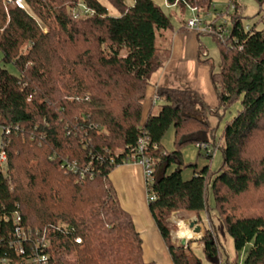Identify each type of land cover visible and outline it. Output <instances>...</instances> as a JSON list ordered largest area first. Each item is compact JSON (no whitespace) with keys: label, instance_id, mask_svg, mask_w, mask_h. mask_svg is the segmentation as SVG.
Instances as JSON below:
<instances>
[{"label":"trees","instance_id":"obj_1","mask_svg":"<svg viewBox=\"0 0 264 264\" xmlns=\"http://www.w3.org/2000/svg\"><path fill=\"white\" fill-rule=\"evenodd\" d=\"M24 2L22 9L0 0V155H7L0 168V258L27 264L40 253L47 264H156L145 260L142 237L110 179L146 138L144 154L155 162L149 208L173 264H202L190 245L173 243V211L204 224L203 252L214 263L222 233L242 257L236 264H264L263 3L247 28L243 6L233 0L231 24L220 23L228 29L224 39L214 24L212 33L197 32L201 52L202 35L220 51V71L199 55L211 64L216 110L194 91L160 88V112L145 118L151 77L170 58L159 40L175 32L154 0H108L117 14L101 0ZM166 2L201 14L211 11L212 0ZM236 105L218 144L215 133ZM171 127L173 151L163 143ZM202 142L211 153L199 154L213 159L219 147L223 164L184 179L182 148Z\"/></svg>","mask_w":264,"mask_h":264},{"label":"crops","instance_id":"obj_2","mask_svg":"<svg viewBox=\"0 0 264 264\" xmlns=\"http://www.w3.org/2000/svg\"><path fill=\"white\" fill-rule=\"evenodd\" d=\"M164 1L166 2V0ZM178 6L183 11L192 8L190 6L182 7L178 4L171 8ZM206 15L214 20L213 16L220 14L208 11ZM186 23L184 21L179 28L175 27L170 58L167 64L151 77L146 98L143 101L145 118L150 113L157 115L160 112L161 100L157 99V102L154 103L160 88L194 91L209 107L216 108L219 105L217 90L211 79V64L199 59L202 44L197 32L189 29ZM203 49L205 51L204 46ZM110 179L122 207L132 215L135 226L142 237L145 260L156 264H173L149 208L147 182L142 165L137 163L120 165L110 173ZM197 235L201 238L203 233ZM195 244L198 243L193 245ZM201 244L192 249L203 250L204 244Z\"/></svg>","mask_w":264,"mask_h":264},{"label":"rangeland","instance_id":"obj_3","mask_svg":"<svg viewBox=\"0 0 264 264\" xmlns=\"http://www.w3.org/2000/svg\"><path fill=\"white\" fill-rule=\"evenodd\" d=\"M104 4L108 5L110 10L112 11V13L117 14L118 12L109 4L108 0H101ZM155 3L160 6L164 12L171 17V20L174 24L175 27H180L182 25V23L184 21L188 22L190 19H193L196 17V14L194 11H192L194 8H187L186 11H183L182 8L180 6L178 7H174L171 8V6H169L168 4H166V2L164 0H154ZM241 5L243 6V23L244 26H251L253 25L257 20L259 16V12L261 11V4L263 5V9H264V0H238ZM128 4H132L133 0H127ZM230 3V0H212L211 3V12L212 13H217L220 15L217 16H213L215 17L214 20L213 18L210 16H207V12L202 11L200 17L204 19V21L206 23H218L219 22H223L226 23L227 25H230L231 23V18L229 17V15L227 13H232V9L230 7H228ZM192 9V10H191ZM198 11H200V9H198ZM216 18L218 20H216ZM262 27V24H259V28ZM170 34V35H169ZM167 36V39H165V37L163 39H161V41L159 40V44H161V46L165 49H167L166 51V55L169 54L171 55V42H173V34L169 33ZM201 40L202 43L205 47V51H208L209 53V58L212 60L213 65L215 66V69L217 71H220L222 68V62H221V56H220V51H219V47L216 43V41L214 40V38L211 35H202L201 36ZM203 51L201 52L202 55ZM1 55H0V60H1ZM202 57H204L202 55ZM207 58V57H206ZM0 66H3L2 64H0ZM7 69L13 73V74H18L17 69L13 66V65H9L7 66ZM157 102V99H154V103ZM219 106V105H218ZM211 108V107H210ZM239 108V105L234 106L231 111L226 115L225 119L221 122V125L219 127V129L216 131V141L218 142V144L221 141V135H222V131H223V126L226 120L232 118L237 109ZM212 111L216 110V108H211ZM2 133L3 130L0 127V144L2 141ZM163 143L165 144V146L167 147V149L169 151H173L175 149V129L174 127H171L169 129V131L166 133V135L164 136L163 139ZM182 153H183V158H184V163H185V167L183 169V178L184 179H190L195 175V172L197 170H201L205 165L210 164L211 168L214 172L218 171L222 164H223V154L222 151L219 147L216 148L215 153L213 155V159H210L208 157L205 156L204 151H202L201 155L199 154V148L196 144L194 143H188L186 144L183 148H182ZM132 163V162H129ZM189 163H192V166H187ZM126 164V163H125ZM139 164V163H137ZM196 164V166H195ZM141 165V164H140ZM143 167V166H142ZM144 169V167H143ZM210 204L212 207L215 206V201L213 196H211L210 199ZM213 218L215 223H218V212L217 210H213ZM176 217L183 220L189 229H191L194 232V237L191 239H187L190 247L194 248V246L203 243L202 242V238L205 235V231L203 229L204 224L201 222H198V225L201 227V231L203 233L202 237L199 238L200 236L197 235L199 234V232L197 230V225H193L194 221L197 220L196 216H192L191 214L188 215V213L185 212H179L176 211ZM185 218V219H184ZM170 220H172V214L170 216L169 219V224H170ZM170 227L172 229V234L174 239L176 240V245H178V238L177 235L179 234V225L176 223H172V225L170 224ZM195 229V230H194ZM178 231V232H177ZM199 238V239H198ZM180 243V242H179ZM194 243H198L193 245ZM220 243L222 245V249H221V258H220V263L219 264H236V262H240L242 259V257L240 256L239 253H237L236 248H235V244L233 239L227 234V235H223L222 233L220 234ZM202 245V244H201ZM196 255L202 260V264H218V263H214L213 261H211L210 259H208L206 257V255L204 254L202 249H195L194 250Z\"/></svg>","mask_w":264,"mask_h":264},{"label":"built area","instance_id":"obj_4","mask_svg":"<svg viewBox=\"0 0 264 264\" xmlns=\"http://www.w3.org/2000/svg\"><path fill=\"white\" fill-rule=\"evenodd\" d=\"M9 3L12 5H16L22 9H25L24 0H9ZM228 7H230L232 10L235 9V4H234L233 0H230ZM193 11L195 12L196 17L193 19H190L186 23V26L189 29H191L195 32L212 33L213 32L212 26L214 24L218 27L217 31L219 33L218 35H219L220 39H224L225 35L228 33V29L227 28L223 29L221 27V24H220L221 22L206 23L204 21V19L200 17V15L198 13V8H194ZM216 20H218V19H216ZM247 28H249V26H247ZM202 55L204 57H208L209 53H208V51H203ZM155 99H158L157 96L155 97ZM197 146H198V148L205 150L208 153H211V148H210V145L208 143H205V142L198 143ZM147 147H148V140L146 138H142L139 141L138 147L134 150V152L130 158L131 159L130 162L139 163L144 167V174L146 177V182L148 184V182L152 178L155 162L150 157H148L147 155L144 154L145 150H147ZM6 161H7V155H6L5 151H3V152H1V155H0V168L3 167V165ZM147 198H148V201L153 199L151 196H149V194H148ZM196 221H198V220H196ZM16 222L19 223L20 219L18 218L16 220ZM180 222L185 223L183 220L177 218L176 217V211H173L172 212V220H170V224L172 225V223H176L179 225ZM197 226H199L198 223H197ZM196 232H197V230H196ZM16 233H17L19 238L20 237L27 238V235H26L24 229L21 227L16 228ZM199 233L201 234L202 231H199ZM177 238L179 239L177 242L178 245L183 246L185 248L188 246L189 242L187 239L181 238L179 234L177 235ZM184 240L186 241V243H185V245H182V242ZM77 242L81 243L82 240L77 239ZM173 243L176 244V240L174 239V237H173ZM19 248H20V246H19ZM20 252L23 253V248H20ZM47 260H48L47 255H45V254L40 255V253H37L34 257L29 259L27 264H47ZM0 264H11V259H8L7 257H4V258L1 257L0 258Z\"/></svg>","mask_w":264,"mask_h":264},{"label":"bare ground","instance_id":"obj_5","mask_svg":"<svg viewBox=\"0 0 264 264\" xmlns=\"http://www.w3.org/2000/svg\"><path fill=\"white\" fill-rule=\"evenodd\" d=\"M178 233H179L180 237L184 238V239H191V236L194 234V232L188 228L187 224L183 223V222H180V224H179V232Z\"/></svg>","mask_w":264,"mask_h":264},{"label":"water","instance_id":"obj_6","mask_svg":"<svg viewBox=\"0 0 264 264\" xmlns=\"http://www.w3.org/2000/svg\"><path fill=\"white\" fill-rule=\"evenodd\" d=\"M197 223H198L197 221H194L193 225H195V224L197 225ZM197 231H198V232L201 231V227H200V226L197 227ZM185 243H186V241L184 240V241L182 242V245H185Z\"/></svg>","mask_w":264,"mask_h":264}]
</instances>
